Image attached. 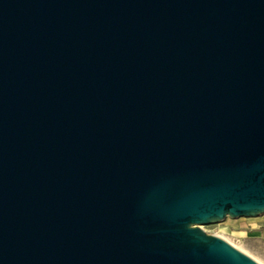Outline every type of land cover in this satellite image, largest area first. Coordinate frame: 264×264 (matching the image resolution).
<instances>
[{
	"label": "water",
	"instance_id": "water-1",
	"mask_svg": "<svg viewBox=\"0 0 264 264\" xmlns=\"http://www.w3.org/2000/svg\"><path fill=\"white\" fill-rule=\"evenodd\" d=\"M264 214V0H0V264H262L202 225Z\"/></svg>",
	"mask_w": 264,
	"mask_h": 264
},
{
	"label": "rangeland",
	"instance_id": "rangeland-1",
	"mask_svg": "<svg viewBox=\"0 0 264 264\" xmlns=\"http://www.w3.org/2000/svg\"><path fill=\"white\" fill-rule=\"evenodd\" d=\"M202 227L207 233L220 236L242 251L244 250L261 260L256 252L258 250L264 251V237L261 235L264 233V215L259 217H227L223 221L202 225Z\"/></svg>",
	"mask_w": 264,
	"mask_h": 264
},
{
	"label": "crops",
	"instance_id": "crops-1",
	"mask_svg": "<svg viewBox=\"0 0 264 264\" xmlns=\"http://www.w3.org/2000/svg\"><path fill=\"white\" fill-rule=\"evenodd\" d=\"M264 215V214H263ZM263 215H261V216H263ZM259 217V216H258ZM261 235L264 237V233H261ZM258 255H259V257H261V260L259 259V258H257V257H255V256H253L254 258H257L260 262H264V251H261V250H258L257 252H256Z\"/></svg>",
	"mask_w": 264,
	"mask_h": 264
},
{
	"label": "bare ground",
	"instance_id": "bare-ground-1",
	"mask_svg": "<svg viewBox=\"0 0 264 264\" xmlns=\"http://www.w3.org/2000/svg\"><path fill=\"white\" fill-rule=\"evenodd\" d=\"M244 251V250H243ZM244 252H246V251H244ZM247 253V252H246ZM249 254V253H248ZM250 255V254H249ZM252 256V255H251ZM253 257V256H252ZM256 259V258H255ZM257 260V259H256ZM259 261V260H258ZM260 262V261H259ZM260 263H262V262H260ZM262 264H264V263H262Z\"/></svg>",
	"mask_w": 264,
	"mask_h": 264
}]
</instances>
